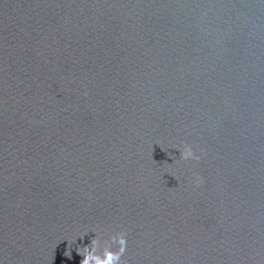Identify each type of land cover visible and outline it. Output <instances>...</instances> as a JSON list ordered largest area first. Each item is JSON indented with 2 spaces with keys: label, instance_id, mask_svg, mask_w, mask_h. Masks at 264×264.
I'll return each mask as SVG.
<instances>
[{
  "label": "water",
  "instance_id": "obj_1",
  "mask_svg": "<svg viewBox=\"0 0 264 264\" xmlns=\"http://www.w3.org/2000/svg\"><path fill=\"white\" fill-rule=\"evenodd\" d=\"M121 229L126 264H264V0H0V264Z\"/></svg>",
  "mask_w": 264,
  "mask_h": 264
},
{
  "label": "clouds",
  "instance_id": "obj_2",
  "mask_svg": "<svg viewBox=\"0 0 264 264\" xmlns=\"http://www.w3.org/2000/svg\"><path fill=\"white\" fill-rule=\"evenodd\" d=\"M201 152L206 150L201 148ZM181 159L189 160L190 158L200 160L201 156L196 154V149L191 143L185 142L180 148ZM197 177L195 183L200 185L204 183V178L198 173H194ZM128 247L127 231L121 229L113 232L107 239L101 240V235L97 234L88 245L77 247L76 251L83 257L80 264H126L123 260L124 254ZM64 256L72 258V248L70 242L64 252Z\"/></svg>",
  "mask_w": 264,
  "mask_h": 264
}]
</instances>
